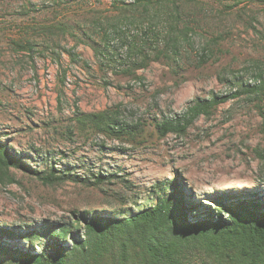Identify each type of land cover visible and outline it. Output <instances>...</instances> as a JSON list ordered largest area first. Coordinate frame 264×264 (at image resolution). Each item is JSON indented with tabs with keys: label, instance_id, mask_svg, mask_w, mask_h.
I'll use <instances>...</instances> for the list:
<instances>
[{
	"label": "rangeland",
	"instance_id": "1",
	"mask_svg": "<svg viewBox=\"0 0 264 264\" xmlns=\"http://www.w3.org/2000/svg\"><path fill=\"white\" fill-rule=\"evenodd\" d=\"M176 35L178 55L155 58ZM132 42L145 43L144 66ZM260 81L264 0H0V141L20 157L38 153L56 168L110 175L99 186L49 185L11 167L14 182L0 179V225L111 209L97 203L134 209L153 198L155 183L176 176L210 206L214 196L263 194L255 149H264V90L230 97L182 134L160 136L152 125L194 98ZM101 110L143 132L119 140L73 128L77 112Z\"/></svg>",
	"mask_w": 264,
	"mask_h": 264
},
{
	"label": "trees",
	"instance_id": "2",
	"mask_svg": "<svg viewBox=\"0 0 264 264\" xmlns=\"http://www.w3.org/2000/svg\"><path fill=\"white\" fill-rule=\"evenodd\" d=\"M139 1L144 6L152 2ZM179 39L177 35L166 39L165 51L157 50L155 58H171L170 51L177 56ZM135 45L129 43L128 50L135 48L143 56L139 66H144L148 62L145 43L142 48ZM93 51L96 57H105L102 50L93 47ZM243 86L234 93L194 98L180 114L154 119L152 125L160 136L182 134L230 97L261 92L264 81ZM75 115L73 128L80 132L88 130L119 140H134L143 132L138 122L122 120L110 110ZM255 153L264 165V149H255ZM49 160L38 153L20 157L0 141V179L6 177L8 182H14L8 173L11 167L49 185L69 180L99 186L110 176L87 172L89 169L78 174L74 165L56 168ZM154 186L153 198L145 205L136 207L134 203V209L97 203L95 206L111 209L72 211L66 221L43 220L39 225H0V264H264V193L214 196L210 206L196 203L193 192L178 176Z\"/></svg>",
	"mask_w": 264,
	"mask_h": 264
}]
</instances>
